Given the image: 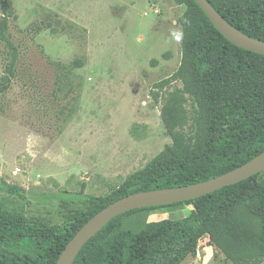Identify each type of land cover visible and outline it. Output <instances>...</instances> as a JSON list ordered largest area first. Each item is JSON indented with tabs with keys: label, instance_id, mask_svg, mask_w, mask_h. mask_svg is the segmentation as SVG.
<instances>
[{
	"label": "rangeland",
	"instance_id": "obj_1",
	"mask_svg": "<svg viewBox=\"0 0 264 264\" xmlns=\"http://www.w3.org/2000/svg\"><path fill=\"white\" fill-rule=\"evenodd\" d=\"M182 21L197 23L185 0H0V235L69 229L146 170L172 143L160 116L168 94L186 100L189 133L194 109L173 77ZM232 207L260 231L243 199ZM174 209L155 211L151 222ZM204 239L184 264H234L213 248L205 256ZM234 261L264 264V256Z\"/></svg>",
	"mask_w": 264,
	"mask_h": 264
},
{
	"label": "trees",
	"instance_id": "obj_2",
	"mask_svg": "<svg viewBox=\"0 0 264 264\" xmlns=\"http://www.w3.org/2000/svg\"><path fill=\"white\" fill-rule=\"evenodd\" d=\"M185 1L197 23L192 28L181 22V65L173 77L185 85L194 109L189 133L184 131L189 122L186 100L178 92L168 94L160 116L171 145L146 170L96 199L69 229L0 235V264H55L77 230L108 204L137 192L218 177L264 151V56L230 44L193 0ZM207 1L234 28L264 41V0ZM6 43L15 58V47ZM166 84L164 80L159 86ZM235 199H243L249 211L260 216V231L231 212ZM183 205L192 207L187 217L149 222L137 232L123 227V219L136 212ZM204 237L214 252L219 250L234 264L242 253L264 256V172L195 200L121 214L82 247L73 264H182L195 257Z\"/></svg>",
	"mask_w": 264,
	"mask_h": 264
},
{
	"label": "water",
	"instance_id": "obj_3",
	"mask_svg": "<svg viewBox=\"0 0 264 264\" xmlns=\"http://www.w3.org/2000/svg\"><path fill=\"white\" fill-rule=\"evenodd\" d=\"M210 24L230 44L247 52L264 56V41L251 38L234 28L207 0H193ZM264 172V151L247 163L218 177L169 189L126 195L101 209L82 225L61 251L55 264H73L82 247L115 217L129 211L172 205L195 200L224 187L238 184Z\"/></svg>",
	"mask_w": 264,
	"mask_h": 264
},
{
	"label": "crops",
	"instance_id": "obj_4",
	"mask_svg": "<svg viewBox=\"0 0 264 264\" xmlns=\"http://www.w3.org/2000/svg\"><path fill=\"white\" fill-rule=\"evenodd\" d=\"M158 210H160V209H158ZM191 210H192V207L189 205H183V206H180L178 208H175L174 212L172 213L173 215L171 216V220H176V219H181V218L187 217L191 213ZM155 211H157V210L136 212V213H134V214L123 219V222H122L123 227L125 229L137 232V231L141 230L146 223L151 222L152 214ZM168 219H170V218H168ZM163 220H165V219H163ZM155 222H157V221H155ZM202 241H205V239L203 240V238H202V240L199 242V245L197 248V253L195 256L200 255V243H202ZM208 249L211 251L212 246H206V247L204 246V248L202 249L201 252L205 253V256H206V254H208V252H207ZM203 253H202V255L204 256ZM193 258H195V257H193ZM204 258L205 257H203V259ZM189 259L190 258L186 259L182 264H184ZM195 264H197L196 260H195Z\"/></svg>",
	"mask_w": 264,
	"mask_h": 264
}]
</instances>
